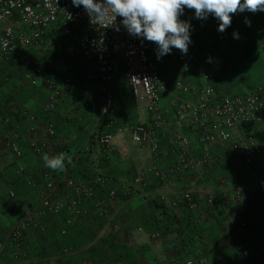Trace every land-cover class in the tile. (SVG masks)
<instances>
[{"label": "built area", "instance_id": "1", "mask_svg": "<svg viewBox=\"0 0 264 264\" xmlns=\"http://www.w3.org/2000/svg\"><path fill=\"white\" fill-rule=\"evenodd\" d=\"M192 18H195L194 10L185 8L180 19L190 21L191 36L204 39V34H211L213 44L221 45L225 42L229 27L224 32L218 31L219 21L211 15L209 20L194 23L191 21ZM8 20L10 23L2 28L0 34V64L8 63L19 50L45 45L47 53L57 51L63 52L64 57H74L78 52L84 64L94 66V72L85 73L83 78L87 82L97 80L100 84L101 128L100 132L92 136L90 143L79 151L78 157L89 155L94 150L102 153L110 150L115 134L113 122L115 108L111 86L120 75L126 79L132 96L147 113L146 121L139 122L128 130L131 142L145 147L153 156H157L160 145L164 143L174 157L170 168L146 169L135 179V183H141L140 180L150 174L161 185H165L170 177H177L194 168H200L206 162L210 164L211 161L207 159L209 145L216 143L229 145L236 139L234 132L238 128L252 123L264 124V86H258L250 92L236 96H219L214 86L210 84L213 79L211 72L203 74L205 85L196 94L194 101L180 99L171 113H166L161 108L164 86L160 63L169 56L165 55L158 60L155 43L130 35L122 25L120 30L116 31L113 27L105 28L91 22L83 6L74 7L71 0H0V25ZM120 20L121 18L117 17L116 23L120 24ZM81 25L87 31L84 35L80 34ZM56 35L62 40L60 47L52 39ZM199 55L206 59L205 51H201ZM170 61L181 68V75L176 82L177 89L181 94L189 93V85L183 82V76L194 68L191 56L188 52L179 53L170 57ZM216 62L219 68L223 64L221 58H217ZM53 70L57 71L56 68ZM25 77H38L43 82L47 91L43 110L48 113L53 112L59 101L70 96L75 90L71 77H65L59 83L51 74L45 75L35 69H28ZM22 115L25 116L24 113ZM26 118L31 123L35 121L33 115H27ZM44 127L45 135L48 137L55 135L53 124L47 123ZM26 131V144L31 151L42 156L46 146L32 137L34 126L27 128ZM187 131L194 136L198 144H202V157L193 156L191 150L196 143ZM5 142L3 141L1 145L5 144L14 156H21L17 141ZM123 147L127 153L126 145ZM240 147L242 151L246 149L247 154L258 151L256 143L247 137H243ZM64 153L70 155L69 151ZM71 158L73 163L74 157ZM41 179L39 203L26 208L17 218L6 238L0 240V253L6 252L10 247L16 250L20 248L31 230L41 235L45 234L47 231L45 219L48 216L70 214L73 218H82L93 214L92 211L98 216H106L107 203L115 201L119 196L117 187L112 186V179L95 175L90 179L76 180L72 176V165L67 166V170L56 177L44 173ZM124 188L122 195H137L133 186L125 185ZM103 192L104 199H98L97 194ZM9 197H14L12 191L9 192ZM160 197L164 204L165 197ZM200 203L207 204L209 215L214 213L216 206L214 195L203 192L193 194L190 189L181 190L178 200H171L169 206L181 208L182 204V208L187 212L184 217L186 224L183 225L192 231L197 229L193 224L200 223L198 215L194 216ZM236 225L240 228L245 226L242 220H237ZM117 229L118 226L113 224V232ZM223 230L224 234H231L227 226H223ZM60 235L66 236L67 231L62 229ZM149 239L156 243L159 241V235L151 234ZM185 240L186 248L195 255L190 264H208L199 252L198 244ZM68 250L64 248L62 252L68 253ZM11 255L14 259L19 258L16 252ZM242 255H248L246 250Z\"/></svg>", "mask_w": 264, "mask_h": 264}, {"label": "rangeland", "instance_id": "2", "mask_svg": "<svg viewBox=\"0 0 264 264\" xmlns=\"http://www.w3.org/2000/svg\"><path fill=\"white\" fill-rule=\"evenodd\" d=\"M8 23H10V20L0 25V34L2 28ZM80 27V34L84 35L87 32L86 28L83 25ZM230 32L229 29L226 40L230 38ZM52 39L57 46H61L62 40L58 35ZM223 44L221 46H223ZM215 46L217 47L218 45ZM196 51L198 50H196L194 46L188 47V53H190L191 57H193L192 53L194 55ZM179 53L181 52L178 49L173 48L171 54H168L169 57L160 63L162 65L161 74L164 86L161 103L163 108L167 109L168 113H171L173 106L180 99L192 97L202 89V83H199L196 77L198 75L202 77L205 72H211L213 82L215 81L216 84L215 89L218 90L220 95H235L242 92H250L258 86H264V78L260 75L261 69H264V52H254V54H232V52L228 50L224 51L218 49L215 50V54L223 58L222 66L218 69H211V67H208V69L204 71L202 69L195 70L193 68L189 73L183 76V82L189 85L190 91L187 94H181L176 86L177 79L181 75V68L170 61V57ZM53 68H56L57 71H54ZM241 68L243 72H241ZM0 69L2 74L0 94L10 99H13V92L17 95L20 91V93L23 92V94H25V89L27 92H30V89L35 90L36 93H39V99L41 101L46 98V89L41 79L38 77H25L28 69L38 70L45 75L51 74L59 83L65 77H71L75 84L74 92L70 97L61 101L57 110L48 113L45 112L43 108H40L43 115V122L41 126L37 125V127L42 128L43 133L41 134L40 141L45 144L46 149L42 152V156H40L31 151L27 146V153L34 157L38 163L35 166V172H28L24 163L18 164L19 160H23V156L25 155L21 149L19 136H13V134L6 135L5 139L2 140L4 142L8 140L17 141L19 143L21 156H14L10 149L7 148L5 144L3 145V151L0 156L2 157L1 163L3 162V167L0 169V195H3L10 203L21 201L25 210V208L34 207L39 203L42 175L44 173H50L53 177H56L61 173L51 170L44 165L42 159L44 154L54 156L60 152L70 150L71 153L69 156L74 157V161L72 164H67V166L72 165V170L74 171L76 170L75 166L81 163L84 157H78V152L90 143L94 134L100 132V98L97 85L87 82L83 78L85 73L94 72V66L84 64L78 52L74 57H64L63 52L58 53L54 51L52 53H47L45 45L38 48L19 50L8 63L1 64ZM187 80H190V82ZM236 81H239L238 84H240V82H247L249 85L246 87L247 89L245 88L242 91L231 92L229 87L233 86ZM254 84L255 86H253ZM118 86L119 88L117 90ZM220 87L224 89L222 90ZM128 90L129 87L126 79L122 75H120L118 81L111 86L115 108L113 122L114 127L118 130L126 129L128 131L140 121L147 119L146 111L142 106L137 104L131 92L127 94ZM23 94L22 97H24ZM66 114L69 116L68 119ZM47 123L53 124L55 128V135L52 137L45 135L44 125ZM9 124L10 123H4L3 125L2 123L3 127H8ZM234 135L236 139L229 145L217 146L221 148V152L224 151L225 157L217 158L218 155L213 157L214 153L210 151L211 145H209L207 159L210 160L211 163L208 164L206 162L200 168H194L187 172H209L210 177L206 180L209 187L202 186L198 183L201 187L199 190L197 189V183H195V185L192 183L191 185L187 184L181 186L178 188L179 191L190 189L193 194L203 192L209 195V193H212L215 197L216 206L214 213L209 215L207 204L200 203L197 207V211L194 213V216L198 215L197 218L200 219V223H197L199 229L190 231L186 226L184 227L183 224H186V221L183 216L181 221H179V224L181 222V225H179V232L182 238L184 237L189 241H195L196 244H199L198 249L201 251V248L204 247L202 246L204 245L203 240L206 237L202 230V225L207 223L208 219L211 220L223 213V217L221 218L223 220L220 222L222 247H220L221 250L219 254L215 255L219 257L217 259V264H264V124L262 122L247 124L244 127L238 128L234 132ZM243 137L250 138L252 142L256 143L258 151L249 154L246 153V149L242 151L240 145L242 144ZM125 145L128 149L127 153H125L123 149ZM119 147L117 157L121 161H125L130 155V150L125 142H122ZM111 150L110 148L109 151ZM202 156L203 152L200 156L195 157L200 158ZM149 168L159 169L153 161L148 166L137 167L134 171L132 183L130 182V184L137 194H139L140 191L136 187L139 184L144 185L146 177L153 176L150 174L146 175V177L140 180L141 183H135L134 181L140 176L141 172ZM171 178L173 177H170L169 180ZM119 185L122 187V190H124V186L127 184L125 181H122ZM10 191L14 193L13 198L9 197ZM119 192L123 194L122 191L119 190ZM160 199L161 197L159 196L157 202H162ZM180 206H182V204ZM17 218L18 217H16L11 224L9 223L0 229V240L6 238ZM59 218L64 222L67 220L66 216H48L45 219L46 227L50 226L47 222L59 220ZM237 220L243 221L245 224L244 228H240L236 225ZM51 223L54 225L53 222ZM223 226H227L230 229V235L224 234ZM62 229L58 230L59 234ZM59 238L65 237L62 236ZM244 250H246L247 256L242 255ZM227 253H229V256H227ZM7 255L8 250L0 253V259ZM201 255L206 259L203 254ZM178 256L179 257H175V264H190L195 258V255L189 248H184Z\"/></svg>", "mask_w": 264, "mask_h": 264}, {"label": "crops", "instance_id": "3", "mask_svg": "<svg viewBox=\"0 0 264 264\" xmlns=\"http://www.w3.org/2000/svg\"><path fill=\"white\" fill-rule=\"evenodd\" d=\"M209 17L206 20H209ZM246 19L251 21L250 26L245 23ZM199 20L196 18L191 19L192 23ZM229 29L231 36L224 42L223 46H221L222 44H218L216 47V44L214 45L212 43L213 39L210 34H204V39L191 36L192 43L189 46H194L198 50L194 52V55L192 53L193 57H191L195 70L202 69L204 71L208 67L212 69L215 66L216 68L214 69H218L216 60L217 58L223 59L218 54H215V50L218 49L228 50L232 54L264 52V12H238L232 16ZM234 32L239 33V39L233 37ZM201 51L206 52V59L200 57L199 53ZM161 66L160 64V73ZM241 72H243L242 68ZM260 75L264 78V69H261ZM1 78L2 74L0 69V81ZM196 78L199 83H202L201 86L203 88L205 85L203 76L200 77L198 75ZM118 79L119 77L114 84ZM187 81L190 82V80ZM238 82L236 81L233 85L234 87H229L231 92L242 91L249 85L247 82H240V84ZM91 83L97 85L99 93V82L93 80ZM210 84L214 88L216 87L213 79ZM118 88L119 86L117 90ZM221 88L222 90L224 89L223 87ZM24 91L26 92L25 94L23 92L20 93V91L18 95L13 92V99L0 94V156L3 151V146L1 145L2 140L5 139V136L11 134L13 136H19L21 149L25 155L23 156V160L17 162L18 164L24 163L27 171L32 173L36 171L35 166L38 163L34 157L27 153L28 145H24L27 140L26 129L34 126L32 137L41 142V134L43 131L37 125L41 126L43 122V115L40 108H43L47 95L41 101L39 99V93H36L35 90L30 89V92H27L25 89ZM215 91L219 96H236L244 93L220 95L218 90L215 89ZM129 92L130 89L127 94ZM22 94L24 97H22ZM195 96L186 99L192 102L195 100ZM162 98L163 94L161 96V102ZM62 100L59 101L55 110L58 109ZM161 108L168 113L167 109L163 108L162 103ZM26 114L33 115L35 121L31 123L27 120ZM7 119L9 121H6ZM2 123L3 125L4 123L10 124L8 127H3ZM114 132L111 151L102 153L94 150L91 154L82 156L85 159L82 158L81 163L75 166L76 170H72V176L76 180L90 179L95 175H103L112 179V186L117 187L118 190L123 192L124 190H122L119 183L125 181L127 185L132 186L130 182L132 183L134 171L137 167L148 166L153 161L159 169L171 167L173 156L164 143L160 145V151L157 153V156H153L145 147L132 143L126 129L118 130L114 127ZM187 134L191 135L194 143H196L193 146V150H191L193 156H200L202 154V144H198L189 131H187ZM122 142H125L130 150V155L125 161H121L117 157L119 146ZM218 145L220 144L216 143L214 146L211 145L210 151L214 153L213 157L216 155H218L217 158L225 157L224 151L221 152V148L217 147ZM69 152L71 153L70 150ZM1 159L2 157H0V169L3 167ZM209 177L210 173L207 171L205 173L196 171L173 177L165 185H160L153 177H146L144 185L139 184L136 187L140 191L139 194L135 196H122V193L119 192V196L115 201L108 202L106 216H98L94 211H92L93 214L90 216L82 218H73L72 215L66 214V218H69L68 222L61 220V217L59 220H50L54 225L51 222H47L50 226L47 227L48 231H46L45 235L34 232V230L29 231L21 247L17 248V250L14 247L8 248V255L0 259V264H175V257H179L178 255L186 248L184 242L186 240L184 237L182 238L179 232V225H181L179 221H181L183 216L185 217L187 215V212L182 206L181 208L170 207L169 202L171 200H178L180 192L178 188L181 186L191 185L192 183L195 185L197 183V189L200 190L199 183L202 186L209 187V184L206 183ZM159 196L166 198L164 204L157 202ZM96 197L98 199H104V192L97 194ZM89 207L92 208L91 205ZM22 210L24 208L21 201L10 203L3 195H0V229L9 223L11 224L16 217L22 214ZM222 217L223 213L211 220L208 219L207 223L202 225V230L206 237L203 240L204 245L202 246L204 247L199 252L206 257L209 264H217V259L219 258L215 255L219 254L220 247H222V239L220 238V222L223 220L221 219ZM113 224L118 226V229L114 232L112 230ZM193 225L197 227L195 230L199 229V226ZM62 228L68 232L67 237L63 236L65 238H59L62 236H60L58 230ZM151 234H158L159 241L156 243L151 241L148 238ZM64 248L69 249L68 253L62 252ZM15 252L19 254L18 259L12 258L11 254ZM228 254L227 256H229Z\"/></svg>", "mask_w": 264, "mask_h": 264}, {"label": "clouds", "instance_id": "4", "mask_svg": "<svg viewBox=\"0 0 264 264\" xmlns=\"http://www.w3.org/2000/svg\"><path fill=\"white\" fill-rule=\"evenodd\" d=\"M74 7L83 6L91 22L101 27H113L116 31L122 25L126 31L148 42L155 43L156 55L161 57L178 49L187 54L191 41L192 25L180 19L185 8L194 10L196 19L206 20L210 15L219 21L218 31L230 27L232 16L245 11L264 12V0H71ZM120 17V24H117ZM250 26L251 21L245 20ZM233 37L239 39V33ZM44 165L51 170L64 172L72 158L60 152L54 156L44 154ZM67 162V163H66Z\"/></svg>", "mask_w": 264, "mask_h": 264}]
</instances>
